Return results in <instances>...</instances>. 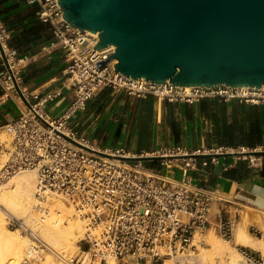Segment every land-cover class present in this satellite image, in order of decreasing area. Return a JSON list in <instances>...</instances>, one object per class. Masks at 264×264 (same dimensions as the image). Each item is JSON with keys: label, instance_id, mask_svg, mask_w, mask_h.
<instances>
[{"label": "built area", "instance_id": "obj_1", "mask_svg": "<svg viewBox=\"0 0 264 264\" xmlns=\"http://www.w3.org/2000/svg\"><path fill=\"white\" fill-rule=\"evenodd\" d=\"M57 1L27 0L37 6L39 19L51 25L54 45L61 48L67 62L66 72L75 96L60 116L54 117L44 111L47 101L56 95L39 98L22 87L17 58L8 46L9 32L0 21V41L15 78L31 103L28 106L23 101L6 68L3 86L6 94L19 104L21 113L3 126L10 142H0L8 154L0 170V180L35 170V209L41 217L44 219L49 213L48 199L56 197L71 205L89 229L78 242L77 254L54 250L56 258L64 264H165L168 259L176 260L178 264L198 251L199 246L207 245L205 237L210 230L231 240L236 218L224 216L221 211L216 225L211 220L213 202H228L227 198L194 180L189 170L197 167V159L181 157L193 153L247 150L228 146L190 150L182 145H171L134 155L123 148L100 147L79 136L70 120L85 109L91 97L107 87L137 98L153 95L159 101L173 103L194 104L210 98L262 105L264 85L186 87L173 85L169 80L164 83L145 78L137 80L114 71L113 64L117 60L99 68L96 61L106 59L115 49L93 50L98 35L73 27L62 16L64 11ZM30 96L37 101L31 102ZM252 150L264 151V145ZM132 156H163L156 162L166 169H173L170 164L173 161H184L185 164L177 165L182 174L180 178H174L161 167L124 159ZM212 162H218V159L212 158ZM202 165L207 166L208 161L203 160ZM8 225L28 234L33 240V250H48L49 245L40 237L39 230L25 218L9 217ZM252 229L258 232L254 226ZM240 250L249 264H262L263 257L259 258L243 247Z\"/></svg>", "mask_w": 264, "mask_h": 264}, {"label": "water", "instance_id": "obj_2", "mask_svg": "<svg viewBox=\"0 0 264 264\" xmlns=\"http://www.w3.org/2000/svg\"><path fill=\"white\" fill-rule=\"evenodd\" d=\"M73 27L98 33L93 50L115 46L100 68L178 86L264 85V0H59ZM0 53L23 101L31 106ZM70 139V138H69ZM264 157V151L193 153L181 158ZM127 160L159 161L163 156Z\"/></svg>", "mask_w": 264, "mask_h": 264}, {"label": "crops", "instance_id": "obj_3", "mask_svg": "<svg viewBox=\"0 0 264 264\" xmlns=\"http://www.w3.org/2000/svg\"><path fill=\"white\" fill-rule=\"evenodd\" d=\"M32 8L33 5L29 4L27 0H0V18L10 37L21 34L35 25L34 19L29 15ZM52 36L53 38L43 43L40 40L30 38L29 40H32L34 49L22 56H18L17 52L12 50L18 61L22 87L30 94H37L39 98L56 95L53 99L47 101L44 111L57 117L70 105L74 99L75 91L68 79L67 62L63 51L54 45L55 36L53 33ZM3 63L0 54V128L14 120L21 113L19 104L6 94L3 86L2 76L6 72ZM104 89L91 97L85 109L80 110L70 120L71 127L77 131L79 136L90 139L100 147L123 148L134 155L153 152L161 147L171 145H182L190 150L216 148V139L213 135L216 114L212 113L207 116L201 111L200 102H197L192 104V120H187L186 103H180L179 116L184 122L181 142L177 144L170 133V129L163 124V101L158 100L156 122L151 127L155 146L150 151L139 150L141 127L138 123L148 115L145 106L140 102L137 103V97L126 92H116L112 89L111 93L107 94L103 93ZM30 100L31 102L37 101L31 96ZM227 103L228 114L230 115L232 103ZM258 107L261 110V119L264 123V104L258 105ZM210 109L213 110L214 106L211 105ZM152 119L151 116V122ZM260 145H264V137L263 141L257 143L255 147ZM238 147L248 148L249 150L255 148L243 145ZM217 159V163L208 164L211 174H218L217 183L210 188L216 189L227 198L228 202L220 200L213 202L211 208L213 225L218 222L221 211L224 216L235 217L236 224L231 239L234 242L236 229L238 228L237 224L245 222V217H247L248 228L253 227L252 222L258 221L262 217L258 222L263 224V229L261 230L262 226L260 225V227L259 224H257V229L264 236V157H262L261 163H256L254 160H249V158L233 156ZM245 159L249 160L248 167L252 169V174L249 177L238 180L221 176L223 170L235 168L240 160ZM252 217L254 218L252 219Z\"/></svg>", "mask_w": 264, "mask_h": 264}, {"label": "bare ground", "instance_id": "obj_4", "mask_svg": "<svg viewBox=\"0 0 264 264\" xmlns=\"http://www.w3.org/2000/svg\"><path fill=\"white\" fill-rule=\"evenodd\" d=\"M95 34L98 35V33ZM109 47L115 49L113 45ZM8 135L5 130L1 131V140L10 141ZM242 148V150H246L244 147ZM0 161V170H2L7 159L2 155ZM0 184V264H34L31 259L27 260V257H34L40 262L39 264H64L56 258L53 251L64 252L79 249V240L89 230L85 221L71 205L56 197L48 199L49 202L51 201L48 204L49 213L44 219L41 217L35 209L37 204L35 196L37 172L35 170L24 171L14 176L8 183L6 181ZM9 216L23 217L39 230L40 237L49 245V252L44 254V250H33V241L29 236L22 234L19 229H12L7 226V217ZM247 224L249 223L245 217V222L236 225L238 228L236 227L234 243L236 246L242 245L260 252L264 258V239L253 235ZM260 225L262 230L263 224ZM207 237L209 247L199 246L200 252L196 256L194 255L195 260L206 263L211 261L214 255H226L227 260L221 258L216 262L212 261L211 264H249L247 258L236 246L230 245V241L226 239L219 238L214 230H210ZM41 252L44 256L40 255ZM175 261L168 259L165 264H175Z\"/></svg>", "mask_w": 264, "mask_h": 264}, {"label": "trees", "instance_id": "obj_5", "mask_svg": "<svg viewBox=\"0 0 264 264\" xmlns=\"http://www.w3.org/2000/svg\"><path fill=\"white\" fill-rule=\"evenodd\" d=\"M37 6L33 5L29 15L35 21V25L8 40V46L17 52L18 56L24 55L28 51H32L34 46L32 40L34 38L45 42L52 36V27L50 24L41 21L37 15ZM2 22V19L0 18ZM112 88H105L103 93H111ZM89 101V100H88ZM87 101V103H88ZM142 103L148 112L145 119H141L138 123L141 127V135L139 138V150L150 151L155 146L154 136L152 132V124L156 122V107L158 99L150 95L147 98H137V103ZM232 103L231 114H228V103L226 101H212L210 98H205L200 101V108L207 116L214 113L216 114L215 123L213 126V135L216 139V147L220 146H248L255 147L257 143L263 141L264 137V123L261 119V110L258 105L240 102L238 100L229 101ZM211 105L214 109L211 110ZM163 107V124L170 129V133L174 140L178 143L181 142L183 134V119L179 116L180 103H173L168 100L162 102ZM264 110V108H263ZM185 111L187 113V120H192L193 107L192 104H185ZM152 116V122H151ZM203 160L212 164V158L198 159L197 168L189 171L194 180L201 186L211 187L218 181V174H211L210 167L203 166ZM249 160H240L235 168L223 170L221 176L231 179H245L252 174V169L248 167Z\"/></svg>", "mask_w": 264, "mask_h": 264}, {"label": "rangeland", "instance_id": "obj_6", "mask_svg": "<svg viewBox=\"0 0 264 264\" xmlns=\"http://www.w3.org/2000/svg\"><path fill=\"white\" fill-rule=\"evenodd\" d=\"M5 130V132H6V129L4 128V127H2V128H0V132L1 131H4ZM7 133V132H6ZM7 135H8V133H7ZM1 137V136H0ZM8 137H9V139H10V136L8 135ZM2 140H1V138H0V142H1ZM6 142L7 143H9L10 141H8V140H6ZM3 147H1L0 146V158H2V155H3V157L4 158H8V154L7 153H5V150L3 149ZM246 150H249L248 148H246ZM239 158H244V157H239ZM245 158H247V157H245ZM249 158V160H251L250 158L251 157H248ZM253 160H254V162H256V163H261L262 162V156H254V158H253ZM1 161H2V159H1ZM0 161V162H1ZM146 163L148 164V165H150V166H152V167H155V168H159V167H161L162 169H163V171L164 172H167V174H169V176H171V177H174V178H180L181 177V174H182V171L181 170H179V168H178V166L177 165H180V166H184V164H185V162L184 161H173L172 163H170V164H172L173 165V169H166V167H164V166H161L158 162H156V161H146ZM214 163H217V162H214ZM197 168V167H196ZM196 168H191V169H193V170H195ZM172 171L174 172V173H172ZM20 174V173H19ZM18 175V174H17ZM16 176V175H15ZM14 176H11L10 178H8V179H5V180H0V183H4V182H6L7 181V183L9 182V180L10 179H12ZM1 185V184H0ZM51 202V201H50ZM50 202H48V203H50ZM9 217H15V216H9ZM9 217H7V220L9 219ZM17 218H23V217H17ZM258 221H254V222H252V225L257 229V224H260L259 222L257 223ZM7 226L9 227V225H8V223H7ZM9 228H11V227H9ZM12 229H17V228H12ZM249 229V231L251 232V233H253V235H255V236H257V237H260V238H263L264 239V236H262V234L258 231V232H256L255 230H253L252 229V227H249L248 228ZM20 230V229H19ZM258 230V229H257ZM20 232L22 233V234H24V235H27L28 236V234H26L25 232H23V231H21L20 230ZM219 238H221L218 234H216ZM29 238H30V236H29ZM32 239V238H31ZM205 239H206V243H207V245L206 246H204V247H209V240H208V237L206 236L205 237ZM222 240H223V238H221ZM33 241V240H32ZM228 241H230V245H233V246H236L235 245V243L232 241V240H228ZM238 249H239V251H241L240 250V248L241 247H243V248H246L249 252H252L253 254H255L257 257H259V258H262L263 256L261 255V253L260 252H257V251H255V250H253V249H251V248H248V247H245V246H242V245H237L236 246ZM78 251H79V249H77V250H67V251H65L66 253H69V254H77L78 253ZM44 252V254L45 253H48L49 251L48 250H44L43 251ZM43 252H41L40 253V255H42V256H44V254H43ZM200 251L198 250V251H196V252H194V253H192L190 256H187L185 259H182L181 260V262H179L178 264H211V262L213 261V262H216L217 260H219V259H221V258H223V259H225V260H227V256L225 255H222V256H218V255H214V257L211 259V261L209 260V262H206V263H200L198 260H195L194 259V257L197 255V253H199ZM195 255V256H194ZM193 257V258H192ZM27 260H30L31 259V261L34 263V264H39L40 262L39 261H37L34 257H31V258H26ZM190 260V261H189ZM196 261V262H195ZM22 264H27V263H22ZM175 264H177V262L175 261ZM262 264H264V258H263V261H262Z\"/></svg>", "mask_w": 264, "mask_h": 264}]
</instances>
